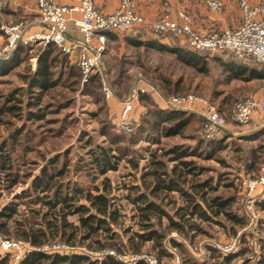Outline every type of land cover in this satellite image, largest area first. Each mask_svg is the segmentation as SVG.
Wrapping results in <instances>:
<instances>
[{"label":"rangeland","instance_id":"1","mask_svg":"<svg viewBox=\"0 0 264 264\" xmlns=\"http://www.w3.org/2000/svg\"><path fill=\"white\" fill-rule=\"evenodd\" d=\"M229 2L231 13L235 15L238 9L237 0ZM223 8L224 6L220 10ZM178 42L187 48L185 41L177 39ZM45 43V41H37L32 44L42 46ZM154 44L155 49H144L142 46L121 42L118 39L105 40L102 43L99 66L85 80L79 70H61L56 66L54 76L58 85L45 92L39 105L28 103L31 99L35 101L31 96L37 89L30 90L28 79L22 77L35 66V49H30L29 55L25 59L23 58L24 53L23 59L16 65L9 67L8 62L0 63V153H10L11 158V168L0 172V208L14 200L17 202L18 213L13 218L24 221V216H27L28 221L33 223L30 218V208H39L40 212H43L46 210L45 205H41L39 202H28L30 197H15V194L30 192L29 186L32 178L46 165L47 159L58 154L57 162L53 164L54 168H59L63 160H66L68 171L66 175L63 173L56 175L55 180H68L70 187L76 183L87 189L92 185H98L103 189L102 182L106 181L109 185L105 192L114 194V204L119 208V212H122L119 220L123 226L131 225L133 230H136L138 226L134 224L137 217H131L136 210L126 194L134 190L131 186L141 184L139 176L150 168V159L154 157L152 153L158 145L146 141L140 134L136 136L134 134L132 139V132L135 129H141L140 124L143 121V115L147 113V105L166 103L170 95L194 93L213 102L223 112L226 127L220 139L214 142L213 147L211 145L205 147V143L202 147H196L197 140L204 137L203 125L201 127L202 107L197 105L194 106L196 110L186 109L198 113L184 128V134L187 137L174 136L163 139L159 135V138L164 145L166 143L182 144L186 147L191 146L194 149H199L198 156L193 155L188 158L194 159L204 166V169L201 173L193 176L186 175V178L189 181L210 179L211 185L217 186V189L207 194L232 196V201L226 208L241 218L242 222L236 223L224 212L212 217L218 219L219 222L185 215V218L190 216L188 217L189 221L198 223L202 228L201 231L197 230L194 233L190 231L189 235H186L175 230H166L163 245L167 254H159V248L152 247L151 241L144 243L141 252L156 256L161 264H170L173 252L178 253L181 263L182 258L188 255L193 256L197 263L204 260L214 262L217 258L210 257L211 253L207 247L210 245L224 254H240L233 258L229 264H242L244 260H246V264H264V262H260V258L264 254V209L257 204L264 195H257L258 201H255L252 206H248L243 192V180L258 174L261 157L264 156V129L254 130L260 126L264 127V115L256 112L245 126H241L231 119V107L236 101L249 96L264 97V77L246 80L233 78L229 71L222 72L218 61L210 59L212 55L219 57L222 56L219 55L222 53L206 52L209 59H204V55L198 57L194 54L196 58H199V63L198 65H189L176 59L167 47L161 48L158 44ZM184 55L190 56L189 53ZM6 56L12 58L13 53ZM121 58L128 61L120 64ZM131 60L132 62L129 63ZM117 62L120 68L123 66L126 76H123V72H118ZM141 62L147 67L141 65ZM203 62L206 63L208 71L200 70L199 65ZM67 64L68 62L65 65L67 66ZM252 66H254L256 74H264L263 65L257 63ZM7 67L9 69H2ZM161 73L171 81H177L181 77L180 89L174 91L173 84L167 87L162 85L161 79H158ZM205 74H209V77L214 79L210 82V90L219 91L216 97L200 90V88L206 89L203 86L206 79L204 78ZM90 75L99 76L100 84L105 81L109 85L112 95L108 98L103 97L100 84H96L98 80L89 84L96 88L99 86L98 95L92 96L85 93L83 87ZM223 80H227V83H223ZM135 94L138 95V98L133 103L128 121L121 122L119 116L121 102ZM9 95L13 98L6 99ZM13 103L19 104L20 107L13 112H1V107L4 104ZM31 111L43 113L44 118L40 120L29 118L28 114ZM115 134L123 135L124 142L112 143L111 136ZM218 134H221V130ZM156 135L154 134V137ZM191 135L195 138H190ZM116 146L124 148L126 156L118 160L115 169H107L101 173V167L96 163L95 157L99 158L101 148L108 149L110 147L113 149L109 151V154L117 155ZM251 149L257 151L253 156L250 154ZM157 153L160 154V151L158 150ZM128 158L135 162L129 161ZM172 163V161H168V166H171ZM13 176L19 181L10 185L9 180ZM189 184L186 183L185 186ZM165 192L169 193H167L164 202L169 199H176L177 203L181 201L178 191L164 190L160 194L164 195ZM180 204H184V202ZM166 206L171 210L176 207L173 202H169ZM63 209L66 210V207ZM37 218L39 220L40 216L38 215ZM66 218L69 221H76L75 215L68 214ZM55 220L53 212L52 221ZM154 222L157 220L154 219ZM161 222L160 226L163 228L167 223L166 218L162 217ZM117 229L123 240L126 234L119 228ZM7 236L18 238L13 233ZM169 237L180 241L181 246L173 247L167 240ZM233 240L239 244L235 250L224 252L220 249ZM116 250L123 251L125 249Z\"/></svg>","mask_w":264,"mask_h":264},{"label":"trees","instance_id":"2","mask_svg":"<svg viewBox=\"0 0 264 264\" xmlns=\"http://www.w3.org/2000/svg\"><path fill=\"white\" fill-rule=\"evenodd\" d=\"M2 25L0 18V26ZM1 33V28H0ZM135 45H144L145 48L154 46L149 41L141 40L135 43ZM159 46L167 47L169 51L176 57L189 65H198V57L204 55V59H209L206 51L190 50L185 46H167L164 43H158ZM35 49L36 62L34 68L24 74L22 77L28 79V84L31 89L34 90V94L31 96L35 101L29 100V104L39 105L40 100L45 92L58 85V81L55 78L54 69L56 66L61 70L76 69L81 73L80 67L76 62H71L66 52L58 47L54 42L49 41L42 46H35L34 44H18L17 47L11 52L12 58H7L6 55L0 57L1 62H8V66L16 65L23 58L25 59L29 55V50ZM25 53V54H24ZM189 53L191 58L186 57L184 54ZM24 54V57L22 58ZM8 55V54H7ZM218 55H212L210 59L217 60L221 65L222 72L229 71L233 78H244L250 80L254 77H264V74H256L255 68L252 64H257L253 60L247 61L234 57L230 53H222ZM216 56V58H214ZM194 57V58H193ZM128 60L120 59V64L126 63ZM68 62L67 66L65 65ZM129 61V63H131ZM145 68L143 62H141ZM260 65V64H259ZM2 68V69H9ZM264 67V66H263ZM118 72H123V66L120 68L119 63H116ZM201 71H208L206 63L203 62L199 65ZM156 69V68H155ZM154 69V70H155ZM2 70V71H5ZM124 73V72H123ZM82 74V73H81ZM161 73L158 76L160 83L165 87L173 84V90L178 91L180 89L181 77L177 81H171ZM123 76H126L125 73ZM157 78V77H155ZM205 82L204 87L200 88L204 93L210 96L216 97L219 91L210 90V82L214 79L209 77V74L204 75ZM98 80L97 85L100 84L99 76L90 75L83 87L85 93L95 96L98 88L89 86L93 81ZM97 82V81H96ZM150 83H153L150 81ZM223 83H227V80H223ZM177 85V86H176ZM101 89V84H100ZM102 92V90H101ZM98 95V94H97ZM103 95V92H102ZM34 96V97H33ZM104 97V95H103ZM10 95L6 99H12ZM228 101V100H227ZM19 104H4L1 107L2 111L13 112L16 108H19ZM147 107V113L143 115V121L140 124L141 129H135L131 138L140 134L143 135L146 141L156 143V147L152 153L154 156L150 159L151 166L144 171L139 178L141 184H134L131 186L134 190L126 194V197L132 203L136 210L131 217H137L136 223L138 228L133 230L131 225L123 226L119 217L122 212H119V208L114 204L112 192H105L109 183L103 180L104 188H99L98 185H92L91 187L84 188L76 183L70 187L68 180H55L56 175L65 174L68 171V162L63 160V163L59 168L55 169L53 164H56L58 154L47 159L46 165H44L40 172L35 175L29 186L30 192H22V194H15V197L28 196L30 200L28 202L45 205L46 210L40 212L39 208H30V218L33 223H30L27 216H24V221H18L13 218L17 214V202L11 201L10 203L0 208V233L6 237L10 233H13L18 238L27 241L31 246L39 247L45 243H64L71 247L77 248L84 246L90 251H104L105 249H113L116 252L124 253H138L141 252V248L146 242H152V247L159 248V254H167L164 249L163 240L166 238V230H175L179 233L189 235L190 231H201V227L196 222L189 221L190 216H197L203 220H213L219 222L218 219L212 218L219 215L222 212L226 213L228 217L236 223H241V218L237 217L231 210L226 208L229 202L232 201V196H223L220 194H207L217 189V186H212L210 179L204 180H188L186 175H195L201 173L204 166L197 163L194 159L188 158V156H198L200 154L199 149H194L191 146H184L180 144L171 145L162 143L159 135L164 139L169 137L181 136L187 137L184 134L185 126L193 120L196 116L195 111H187L175 109L170 106L160 107L157 103L151 104ZM221 111V109L219 108ZM198 114V113H197ZM29 118L43 119L44 114L38 111H31L28 114ZM200 117V116H199ZM198 117V118H199ZM201 127L205 121L204 116H201ZM166 123V124H165ZM139 125V124H138ZM137 125V127H138ZM264 127L260 130H263ZM259 131V130H257ZM224 127L221 128V134L214 139H207L205 137L197 140V148L202 147L205 143V147L210 145L213 147L214 142L220 139V136L224 133ZM154 134H157L154 137ZM259 135V134H257ZM190 138H195L193 135ZM112 143L124 142V136L121 134H115L111 136ZM130 140V139H128ZM2 149V148H1ZM113 148L104 149L101 148L98 156L95 157L96 163L100 165L101 173H104L107 169H115L118 160L126 156L124 148L116 146L115 149L118 154H109ZM158 150L160 154H158ZM256 149H251L250 154L253 156L256 153ZM261 153V152H260ZM259 155V154H258ZM264 155V153H263ZM262 155V156H263ZM113 158V161L111 159ZM10 153H0V172H4L11 168ZM262 159V157H261ZM129 161H133L128 158ZM168 161H172V165L168 166ZM135 164V163H134ZM137 165V164H136ZM1 175V174H0ZM64 176V175H63ZM150 178V179H148ZM1 179V176H0ZM19 180L13 176L9 180V184L13 185ZM186 183H190L185 186ZM141 185V186H140ZM71 189V190H69ZM178 191L181 201L177 203L176 199L167 198V193L161 195V191ZM39 191V192H38ZM34 196V197H32ZM258 199L256 200V202ZM173 202L176 206L174 210L167 208V204ZM184 202V204H180ZM257 204L264 209V196L257 202ZM66 207V210L63 209ZM55 213V221H52L53 212ZM71 214L76 216V221H69L66 215ZM40 216L39 220L37 216ZM185 215H190L185 218ZM165 217L167 223L161 228V218ZM154 219L157 222H154ZM122 230L126 234L122 240L118 229ZM192 235V234H191ZM54 239V240H52ZM52 240V241H51ZM173 247H180L181 242L175 240L172 237L167 239ZM208 250L211 253L210 257L217 258L214 262L211 260H204L203 262H195L193 256L188 255L182 258L181 264H229V262L240 254H224L220 250H217L213 246L208 245ZM123 248V251H117L116 249ZM260 262H264V254H262ZM9 252L5 254L0 253V264H10ZM19 264H122L119 259L111 254H103L100 256H94L84 251H74L65 253L62 250L58 251H44L32 249L27 251ZM135 264H147L144 260H138ZM246 264V260L242 262Z\"/></svg>","mask_w":264,"mask_h":264},{"label":"built area","instance_id":"3","mask_svg":"<svg viewBox=\"0 0 264 264\" xmlns=\"http://www.w3.org/2000/svg\"><path fill=\"white\" fill-rule=\"evenodd\" d=\"M5 0H0V5ZM38 19L43 30L28 33L26 20L14 23H2L0 56L10 54L18 44H31L34 42H54L64 52L70 53L72 48L79 43L89 44L94 35L102 31H115L127 33L136 27H147L155 34L180 36L184 39L187 48L196 51L230 53L242 60H253L264 66V0H237L240 12L239 22L233 27L200 31L187 22L186 14L179 10L177 15L185 19L180 23L170 13L164 12L153 20H147L134 9L133 0H120L117 8L109 13L102 12L94 3V0H74L72 4H60L54 0H35ZM204 4L212 10H220L223 0H203ZM74 13L78 15L75 16ZM71 20L75 28L82 34V42L74 44L67 42V23ZM103 40V36L99 37ZM85 48V47H84ZM78 52L76 63L83 74V80L98 67L100 63V48L93 50L90 47ZM89 49V50H88ZM101 89L105 98L110 97L111 90L104 81ZM138 95H134L121 102L119 116L122 121H128L130 110ZM167 106L175 109H193L194 106L202 107V115L205 118L203 124V136L214 139L225 125L223 112L218 106L208 99L194 93L170 95L166 100ZM231 119L240 124H248L256 112L264 115V97L249 96L240 99L231 107ZM243 192L246 203L252 206L257 200V195H264V156L259 165L258 174L255 177L243 180ZM239 244L233 240L221 247L224 252L235 250ZM32 249L44 251L62 250L65 253L84 251L95 256L111 254L122 264H135L138 260H144L147 264H161L159 259L146 252L124 253L113 249L104 251H90L84 246L77 248L64 243H45L42 246H31L21 238L6 237L0 233V253L9 252L10 264H19L23 255ZM170 264H181L178 253L173 252Z\"/></svg>","mask_w":264,"mask_h":264},{"label":"crops","instance_id":"4","mask_svg":"<svg viewBox=\"0 0 264 264\" xmlns=\"http://www.w3.org/2000/svg\"><path fill=\"white\" fill-rule=\"evenodd\" d=\"M60 4H72L74 0H54ZM120 0H94L95 5L104 13L114 11L119 5ZM230 0H223L224 8L222 10L209 9L203 2V0H133L134 9L140 13L147 20H153L158 15L168 12L175 17L180 23L184 22L185 19L177 15L179 10L183 11L187 19L186 21L191 23L196 29L200 31H207L211 29H222L225 27H233L238 24L240 12L236 10V14H232L230 7ZM238 8V7H237ZM77 16V13H74ZM38 10L35 0H5L0 5V18L2 23H14L19 20L29 21L28 33L38 30H43V26L37 22ZM68 31L66 33L67 42L74 44L75 42H82V34L75 28L71 20L67 23ZM1 34V33H0ZM103 36V40L99 37ZM147 37V38H145ZM107 39H118V41H125L130 44H134L138 41L145 40L149 41L154 46L148 47L149 49H155V44L164 43L167 46H181L183 44L177 43V39L184 42V39L180 36L174 35H162L155 34L150 31L147 27H136L127 33H118L115 31H102L99 34L93 36L89 44L79 43L75 45L70 53H67L68 58L71 62L77 61L78 52L90 47L93 50L100 48V59L102 55V43ZM2 38L0 36V42ZM142 46L144 45H135ZM184 46V45H183ZM85 47V48H84ZM89 50V49H88ZM101 61V60H100ZM99 66V65H98ZM160 107L166 108V103H158ZM256 114V113H255ZM247 125V124H245ZM241 125V126H245ZM226 126H224L225 128ZM254 129L255 131L262 129Z\"/></svg>","mask_w":264,"mask_h":264}]
</instances>
